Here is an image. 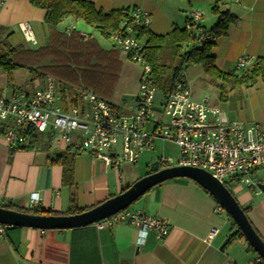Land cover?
<instances>
[{"label": "crops", "instance_id": "1", "mask_svg": "<svg viewBox=\"0 0 264 264\" xmlns=\"http://www.w3.org/2000/svg\"><path fill=\"white\" fill-rule=\"evenodd\" d=\"M89 1L104 13L140 7L150 16L148 30L160 36L175 29H186L190 12H199L198 26L211 30L216 21L211 11L217 8L234 17L236 22L225 36L213 41L211 54L215 68L224 74L238 75L242 71L236 69V62L241 55L254 60L264 57V0H239L238 3L230 0ZM45 13L31 7L27 0H0V33H3L0 36L8 40L7 49L17 47V42L13 41V30L3 28L17 29L21 22H27L31 28L36 41L35 45L30 44L32 49L45 46L48 40ZM58 30L85 33L103 51L116 49L106 37L80 20L67 18L58 25ZM118 59L121 71L109 101L124 108L134 103L141 69L125 61L120 53ZM189 66L186 69L188 82ZM22 69L4 73L5 81L0 82V88L7 95L34 83L36 88L43 84L45 76L37 78L33 72L29 78L17 76ZM226 90L224 98H220L219 90L217 97L191 90V97L195 101L207 97V103L222 111L230 121L264 122V80L258 78L249 88L241 86ZM157 142L136 164H125L120 170H114L92 159L86 152L57 149L50 144L48 147L36 144L33 149L11 152L0 133V204L30 210V196L37 193L38 203L31 210L42 215L65 213L71 198L79 208L94 207L149 174L147 168L161 157L154 160L152 156H143L154 152ZM58 154L70 160L68 178H65L63 166L52 162ZM163 157L171 159L173 165L168 167L175 166L178 160V155ZM253 178L255 180V173ZM229 183L238 204L249 208L247 218L253 229L264 238V195L236 181ZM216 205L209 193L195 182L172 179L153 187L128 208L166 221L168 232L161 241L150 232L139 243L137 229L126 224L103 229L94 225L68 230L10 228L0 234V264H260L258 256L248 252L241 240L227 245L236 227L224 211H215Z\"/></svg>", "mask_w": 264, "mask_h": 264}, {"label": "built area", "instance_id": "2", "mask_svg": "<svg viewBox=\"0 0 264 264\" xmlns=\"http://www.w3.org/2000/svg\"><path fill=\"white\" fill-rule=\"evenodd\" d=\"M200 16L199 12L188 15L189 39L181 46L182 54L201 50L216 38L198 26ZM150 22L146 11L140 7L130 8L125 11L118 29L109 31L106 37L125 61L141 69L134 103L122 108L89 89L65 85L52 76H45L43 84L30 92L21 90L7 95L0 88L3 142L9 149H18L34 146L36 140L42 138L57 149L86 152L107 167L120 170L125 164H136L140 156L152 151L159 141L177 148L176 167L199 168L222 184H226L225 180L236 181L258 190L253 175L256 170L264 169V122L230 121L222 111L207 103V97L202 101L193 100L186 64L172 91L161 103L157 102L145 41L138 35L139 29L149 28ZM18 28L26 42L36 44L27 22L19 23ZM79 34L89 39L87 34ZM253 62L254 59L243 54L236 62V69L241 72ZM158 162L162 166L173 165L171 159L165 157ZM38 200L37 193L30 196V209ZM215 211L221 213L223 209L216 205ZM117 224L134 226L139 243L150 232H154L158 241L168 232L166 221L128 208L94 226L103 229ZM9 228L0 225V234ZM258 262L263 264L260 259Z\"/></svg>", "mask_w": 264, "mask_h": 264}, {"label": "trees", "instance_id": "3", "mask_svg": "<svg viewBox=\"0 0 264 264\" xmlns=\"http://www.w3.org/2000/svg\"><path fill=\"white\" fill-rule=\"evenodd\" d=\"M27 1L31 7L46 12L44 23L48 29L47 43L45 46L36 49L20 47L1 54L0 72L10 74L17 69H27L35 73L37 78L50 75L65 85L83 87L106 99V101L110 100L121 71V64L118 59L119 50L103 51L94 39H85L74 30L68 33L61 32L58 30V25L63 20L72 18L82 21L103 37H107L109 31L118 29L125 16V11L114 10L104 13L97 10L89 0ZM211 12L216 16V21L208 33H213L215 37L225 36L236 19L227 12H219L217 8H213ZM138 35L145 41L147 63L151 67L155 87L158 95H160V103L172 91L175 80L185 64L186 69L190 64L200 66L204 75L211 78L220 91V98L226 96L227 88L234 89L241 86L249 88L258 78L264 80V57L255 59L246 69L241 70V73L234 75L221 73L215 68L214 57L211 54L213 42L205 44L201 50H190L182 54L180 52L181 46L186 44L189 39V32L186 29H175L172 33L160 36L151 33L144 27L139 29ZM36 143L40 146H49V142L42 140V138L37 139ZM34 147L35 145H30L11 149V152L20 149H33ZM52 162L61 164L64 168L65 178L70 177L69 159L58 154ZM162 167L167 168L168 166L163 165ZM224 185L229 190L226 184ZM229 191L232 195L231 190ZM0 207L21 213L42 215L36 210H21L10 204H0ZM91 208H79L75 199L71 198L69 208L65 213L50 212L45 215H75L84 213ZM241 209L247 216L249 208L241 207ZM232 224L236 227L234 222ZM239 240L244 243L248 252L256 255L245 240L244 235L236 227V231L229 236L227 245ZM262 240L264 242V238ZM260 261L263 262L261 259Z\"/></svg>", "mask_w": 264, "mask_h": 264}, {"label": "water", "instance_id": "4", "mask_svg": "<svg viewBox=\"0 0 264 264\" xmlns=\"http://www.w3.org/2000/svg\"><path fill=\"white\" fill-rule=\"evenodd\" d=\"M2 127H0V133ZM172 179H188L207 191L213 200L230 217L244 235L249 246L264 262V242L255 232L247 216L224 184L218 182L208 172L189 166L161 168L157 161L150 164V173L135 181L123 192L105 200L84 213L75 215H35L21 213L0 207V225L10 228H33L39 230H68L91 226L128 208L153 187ZM264 195V182L256 183ZM9 228V229H10Z\"/></svg>", "mask_w": 264, "mask_h": 264}, {"label": "rangeland", "instance_id": "5", "mask_svg": "<svg viewBox=\"0 0 264 264\" xmlns=\"http://www.w3.org/2000/svg\"><path fill=\"white\" fill-rule=\"evenodd\" d=\"M16 24V23H15ZM4 30H13V41L17 42V47L16 48H24V49H32L33 46L31 47V45L28 42H25L23 39V35L20 31V29H5ZM33 30V29H32ZM3 34V33H0ZM8 40L4 39L0 36V55L4 54L6 52H8L9 50L7 49L8 47ZM201 67L200 66H195V65H190L189 66V71H188V75L190 76V82L189 85L191 87V90L193 92H205L208 93L211 96H215L217 97V93L218 90L216 89V86L214 84V82L212 81L211 78L207 77L206 75L203 74V72L200 70ZM5 74L3 72H0V82L5 81ZM17 76H22L29 78V75L32 77L33 73L29 72V70H25L22 69L20 70V72H18V74H16ZM48 76V75H47ZM50 76V75H49ZM36 83L29 85L28 87H23L22 90L23 91H32L34 89H36ZM28 88V89H27ZM159 93H157L156 96V101L159 102L160 99V95H158ZM173 156L176 157L178 155V150L175 146L168 144V143H160L157 142L155 145V150L154 152H152L151 154H144L143 158H148V156H152L155 159H158L160 157L163 156ZM149 171V167L147 168ZM255 180L256 182L258 181H262L264 180V169H260L255 173ZM229 181L225 180L226 186L229 188V190H231L233 187H231V185H229V183H227ZM242 185V184H241ZM243 187L247 188L245 185H242ZM132 207V205H130L128 208Z\"/></svg>", "mask_w": 264, "mask_h": 264}]
</instances>
